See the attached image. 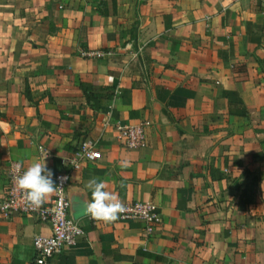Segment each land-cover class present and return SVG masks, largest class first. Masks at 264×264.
I'll return each instance as SVG.
<instances>
[{"label": "crops", "instance_id": "obj_1", "mask_svg": "<svg viewBox=\"0 0 264 264\" xmlns=\"http://www.w3.org/2000/svg\"><path fill=\"white\" fill-rule=\"evenodd\" d=\"M116 120L145 145L121 147ZM82 140L100 157L60 164ZM46 153L83 230L46 264H264V0H0V196L10 161ZM93 178L159 223L85 215ZM49 233L0 214V264Z\"/></svg>", "mask_w": 264, "mask_h": 264}, {"label": "built area", "instance_id": "obj_2", "mask_svg": "<svg viewBox=\"0 0 264 264\" xmlns=\"http://www.w3.org/2000/svg\"><path fill=\"white\" fill-rule=\"evenodd\" d=\"M84 56L99 58L103 55L100 50L82 52ZM112 128L117 134L119 144L125 149H133L145 145L144 125L141 122L126 123L116 120ZM100 157L94 142L82 140L72 156L62 159L60 164L70 170L79 167L82 162H90ZM18 162L10 161L7 170V183L0 196V214L8 217L13 213L32 215L36 220L47 223L50 233L47 236L36 235L32 238L34 258L31 264H46V261L57 254L63 247L71 246L78 236L82 235V228L68 215V201L65 189L69 182L70 170H60L52 175V180L57 188L50 200L39 208L33 209L24 202L23 194L17 189L16 176L22 174L23 167L17 171ZM126 211L118 220L140 221L149 231L160 221L157 206L150 201H131L124 203Z\"/></svg>", "mask_w": 264, "mask_h": 264}, {"label": "clouds", "instance_id": "obj_3", "mask_svg": "<svg viewBox=\"0 0 264 264\" xmlns=\"http://www.w3.org/2000/svg\"><path fill=\"white\" fill-rule=\"evenodd\" d=\"M40 162H34L16 176L17 189L23 194L24 202L28 207L36 209L45 203L57 192L52 180V172L47 169L45 157ZM17 171L22 167L17 164ZM121 167H130L129 161H122ZM91 190V200L84 206L83 213L90 216L94 221L112 223L119 219L120 215L126 211L124 203L118 195L106 190V184L95 178L88 182Z\"/></svg>", "mask_w": 264, "mask_h": 264}, {"label": "water", "instance_id": "obj_4", "mask_svg": "<svg viewBox=\"0 0 264 264\" xmlns=\"http://www.w3.org/2000/svg\"><path fill=\"white\" fill-rule=\"evenodd\" d=\"M67 201H68V209H69V207L71 206V203L74 201V198L73 197H70V198L67 197ZM70 218L73 220V217L72 216H70Z\"/></svg>", "mask_w": 264, "mask_h": 264}, {"label": "trees", "instance_id": "obj_5", "mask_svg": "<svg viewBox=\"0 0 264 264\" xmlns=\"http://www.w3.org/2000/svg\"><path fill=\"white\" fill-rule=\"evenodd\" d=\"M239 67L242 68V65L241 64H232L231 71L233 72L236 68H239ZM241 71H242V69H241Z\"/></svg>", "mask_w": 264, "mask_h": 264}]
</instances>
